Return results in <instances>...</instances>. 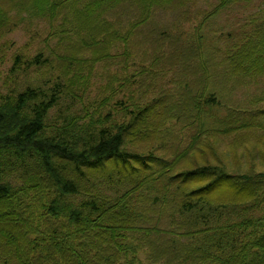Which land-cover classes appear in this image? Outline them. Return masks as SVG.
<instances>
[{
  "label": "trees",
  "instance_id": "trees-1",
  "mask_svg": "<svg viewBox=\"0 0 264 264\" xmlns=\"http://www.w3.org/2000/svg\"><path fill=\"white\" fill-rule=\"evenodd\" d=\"M194 5V0H0V38L25 20L60 26L50 37L57 40L49 56L26 62L27 69L55 72L43 78L45 88L0 95V264H264L259 221L264 216L221 224L229 205H247L243 210L249 212L264 203V174L233 173L227 169L229 152L225 162L213 153L203 156L197 145L209 132L230 138L264 129L256 120L264 110H258L248 120L228 116L219 122L225 128L205 131L207 115L213 120L220 107L212 82L221 75L238 83L264 70L255 59L264 32L215 63L204 57L199 30L219 8L197 12L190 9ZM129 10L138 16L133 29L158 10L177 11L184 19L201 14L198 33L186 42L168 38L171 86L148 84L139 99L158 97L144 108L123 103L109 108L105 102L94 106L87 121L71 112L52 125L50 112L75 100L84 84V63L127 67L129 44L109 17ZM14 61L16 69L25 65L21 56ZM162 149L166 153L159 155ZM244 151L249 164L261 153L246 148L240 159ZM245 230L251 232L242 238Z\"/></svg>",
  "mask_w": 264,
  "mask_h": 264
},
{
  "label": "rangeland",
  "instance_id": "rangeland-1",
  "mask_svg": "<svg viewBox=\"0 0 264 264\" xmlns=\"http://www.w3.org/2000/svg\"><path fill=\"white\" fill-rule=\"evenodd\" d=\"M221 1L194 0L195 5L190 7V9L209 13L220 6ZM228 1V4L225 3L224 6L218 7V11H214L216 14L208 22L203 23V28L199 30L203 47L205 48L204 57H209L215 63H219L221 59L233 54L239 46L245 44L250 38L257 41L256 36L264 32V0ZM7 7L10 10L8 5ZM17 11V9H12V15H16ZM200 15L191 13L190 17L187 15L185 16L186 19H184L179 16L177 11L158 10L152 14L146 24L137 26V29L132 28L138 17L135 12L129 10L125 14L116 13L111 15L109 19L112 22V26L115 29H119L118 33L125 37L127 44H129L128 47H125L128 68L117 64H105L109 62L98 63L96 66H91L92 63L90 61L87 64L84 63L82 66L84 84L79 85L80 91L76 90L75 100H67L55 107L50 112L48 122L52 125H59L71 112L80 114V117L87 121L86 117H89V113H95V107H99L105 102L109 108L119 103L125 104L129 109H133V104H136L139 108L148 106L158 97L157 94L151 93L147 94L144 100L139 99L146 93L149 88L148 84L153 83L155 80V84L162 86V83L165 89L171 86L167 84L172 77V73L167 67V53L171 51L167 47L169 44L168 38L172 36L178 39L181 38L186 42L190 34L198 33L196 28L198 22H201L200 20L202 19ZM58 30H60L59 24L50 28L45 21L34 20L33 23H29V20H25L22 23L20 22L13 31L0 38L1 96L12 97L13 94L27 87L45 88V80L43 78H50L55 72L47 68L37 69L31 67L27 69L26 62H30L33 57L40 54L48 57L57 40L55 37H50L53 36V32ZM46 40L48 43H46ZM157 41H163L164 44H160L162 48L155 43ZM164 52L167 54L166 57ZM163 55L164 58L159 66H155V62ZM256 55L255 59L260 60L261 66L264 68V42L258 45ZM17 56H21L22 61L25 63L21 69H16L14 66V60ZM150 70L153 73H149ZM112 74H116L117 78L113 80L111 78ZM153 74H155V78H153ZM126 77H129L128 80ZM160 77L161 80L157 81L156 79ZM234 79H236L234 76L223 78L220 75L216 78V83L212 82V86L218 88V91L217 89L215 91H217L220 107L213 111L216 113L212 114V116H215L213 120L207 115L205 131L214 130L216 132L225 128L219 122L228 116L233 118V120L242 121L248 120L251 117V113L264 110V70L248 75L246 79H241L238 83H235ZM160 90L162 88L158 92ZM80 100H82V103H80ZM82 107L85 115H83ZM107 110L103 109L100 112L105 114ZM256 120L264 126V117H258ZM167 126L169 127V125ZM263 130V127L256 128L253 131H249V133L241 132L239 135H233L230 138H219L216 134L209 132L205 135V139L197 145H199L200 149L205 150L206 153H203V156H206V154L212 155L211 153H213L217 158H221L225 162L226 154L229 152L230 157L227 158V169L233 173L254 177L260 173L264 174ZM213 135L217 137L215 138ZM236 139L241 140L237 143L235 142ZM155 143L159 144L158 141ZM183 144H185L184 141ZM169 147L171 148V146ZM237 148L239 149L236 150ZM246 148L247 150L257 148L261 152L255 156L251 164H249L246 151H244L240 159L242 150ZM161 153L165 154V149L160 150L159 155H163ZM104 189L106 190L108 187L104 186ZM246 206L229 205L222 209L224 211L221 224L232 225L248 218L254 219V217L264 216V209H262L264 203L260 202L259 207H255L256 210H250L249 212L243 210ZM259 221L260 224L264 225L263 220ZM250 232L251 230H245L241 237L246 238ZM140 257L144 261L145 256L142 254Z\"/></svg>",
  "mask_w": 264,
  "mask_h": 264
}]
</instances>
